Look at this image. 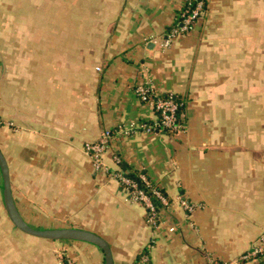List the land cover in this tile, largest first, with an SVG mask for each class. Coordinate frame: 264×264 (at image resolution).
I'll list each match as a JSON object with an SVG mask.
<instances>
[{"label":"crops","instance_id":"crops-1","mask_svg":"<svg viewBox=\"0 0 264 264\" xmlns=\"http://www.w3.org/2000/svg\"><path fill=\"white\" fill-rule=\"evenodd\" d=\"M184 2L0 0V150L13 201L31 228L98 235L113 264H137L143 253L149 264H264L244 258L264 234V156L258 141H244L245 114L259 101L261 0H207L192 31L165 48ZM141 81L185 103L186 128L119 136L97 169L86 143L156 121L135 94ZM121 162L166 196L158 228L121 187ZM65 262L105 264V254L17 228L0 170V264Z\"/></svg>","mask_w":264,"mask_h":264},{"label":"built area","instance_id":"built-area-1","mask_svg":"<svg viewBox=\"0 0 264 264\" xmlns=\"http://www.w3.org/2000/svg\"><path fill=\"white\" fill-rule=\"evenodd\" d=\"M206 2L207 0H185L178 14V22L165 34L163 42L165 48H169L177 36H184L192 31L195 23L205 13ZM135 94L142 103H147L153 108L157 116L156 121L152 123L131 121L127 125L119 126L116 130H105L96 142L86 143L84 145L85 153L93 160L97 169H106L102 161L103 155L109 147L116 143L119 136L129 137L140 132L158 134L165 131L176 134L185 130L184 114L180 113L179 115V111L185 107V103L182 100L177 99L174 95L159 96L149 81L137 83ZM116 160L120 162L118 158ZM115 175L124 184L125 192L129 195V198L134 202L142 203L147 208V223L153 228H158L161 224L162 211H158L149 196L144 191L138 189L137 185L130 179L125 177L121 170L117 171ZM142 178L146 181L145 177L142 176ZM153 193L161 201L163 207L167 208L169 206V202L164 194L155 188H153ZM181 203L189 212L194 210V207L185 201ZM170 231L174 232L175 228H171ZM251 256L264 257V234L260 237L259 244L244 258ZM149 262L150 254L143 253L140 255L137 264H149ZM206 264L225 263L213 257H207Z\"/></svg>","mask_w":264,"mask_h":264},{"label":"water","instance_id":"water-1","mask_svg":"<svg viewBox=\"0 0 264 264\" xmlns=\"http://www.w3.org/2000/svg\"><path fill=\"white\" fill-rule=\"evenodd\" d=\"M0 170L4 181L5 204L9 218L13 224L25 233L47 238L51 240H79L92 243L105 254V264H113L112 254L109 245L98 235L79 229H58V230H37L31 228L20 216L11 193L9 168L3 153L0 150Z\"/></svg>","mask_w":264,"mask_h":264},{"label":"rangeland","instance_id":"rangeland-1","mask_svg":"<svg viewBox=\"0 0 264 264\" xmlns=\"http://www.w3.org/2000/svg\"><path fill=\"white\" fill-rule=\"evenodd\" d=\"M261 18L259 24V46L261 49L260 52V76H259V84L256 86V83L253 85L254 94L257 92L259 94V101H255L252 111L245 114V133H244V141H258L260 145V155L264 156V1L261 0ZM84 29L88 32H85V40L91 36L92 22L84 21ZM255 34V32H254ZM255 43V42H254ZM90 46V39L85 41V48ZM90 56L88 52H84V59H87ZM251 84L249 88L246 87L247 92H251ZM248 88V89H247ZM250 100H245V104L247 103L248 107H250V102H246ZM258 104V107L256 106ZM252 104V103H251ZM246 106V105H245ZM257 108V109H256ZM251 115V116H249ZM253 126V129L252 127ZM257 152V146L252 149V152ZM246 151V149H245Z\"/></svg>","mask_w":264,"mask_h":264},{"label":"trees","instance_id":"trees-1","mask_svg":"<svg viewBox=\"0 0 264 264\" xmlns=\"http://www.w3.org/2000/svg\"><path fill=\"white\" fill-rule=\"evenodd\" d=\"M178 19H179V15H178ZM183 110H184V108L179 111V115H180V113H183ZM164 133L173 134L169 131H165ZM120 170L125 177H127L128 179H130L133 183H135L137 185L138 189L144 191L149 196V198L151 199L153 204L156 206L158 211H162V210L166 209V207L162 206L161 201L154 195L153 188L159 190L162 194H163V192L150 182V180L146 177V174H144L143 172H138L136 170H132V169L128 168L126 165H124L122 162H121ZM142 176L145 177L147 182L143 180ZM121 187L125 188L124 184L121 183ZM64 264H68V262H65Z\"/></svg>","mask_w":264,"mask_h":264}]
</instances>
